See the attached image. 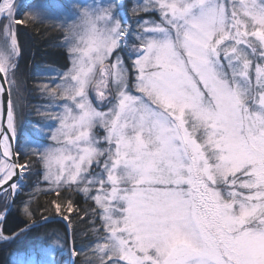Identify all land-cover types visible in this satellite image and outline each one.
I'll return each mask as SVG.
<instances>
[{
	"label": "snow or ice",
	"instance_id": "obj_1",
	"mask_svg": "<svg viewBox=\"0 0 264 264\" xmlns=\"http://www.w3.org/2000/svg\"><path fill=\"white\" fill-rule=\"evenodd\" d=\"M51 16L0 0V242L58 217L32 264H264V0H67L21 142L19 30Z\"/></svg>",
	"mask_w": 264,
	"mask_h": 264
},
{
	"label": "trees",
	"instance_id": "obj_2",
	"mask_svg": "<svg viewBox=\"0 0 264 264\" xmlns=\"http://www.w3.org/2000/svg\"><path fill=\"white\" fill-rule=\"evenodd\" d=\"M50 25L51 23L45 21L40 25L39 30L32 26L21 27L19 30L23 45V54L19 61V74L25 83V95L28 101H31L32 108L44 103V100L32 85L49 76L51 71L61 68L67 63L65 49L61 46L63 36ZM32 108H30V114L35 115L31 111ZM22 219L13 210L12 215L9 217L8 227L14 230ZM63 227V222L58 220L56 223L36 227L15 242L6 245L3 243L0 246V264H15V261L21 258L22 255L31 253L39 246L47 245L48 241L45 240V236L52 228L59 229L62 232Z\"/></svg>",
	"mask_w": 264,
	"mask_h": 264
},
{
	"label": "rangeland",
	"instance_id": "obj_3",
	"mask_svg": "<svg viewBox=\"0 0 264 264\" xmlns=\"http://www.w3.org/2000/svg\"><path fill=\"white\" fill-rule=\"evenodd\" d=\"M23 1L22 0H18V3L21 5ZM34 6L36 5L37 7H47L49 9V11L52 13V16L50 19H47L46 22L48 23H56V15L58 13V10H56L55 8H53L52 6H50L49 4H46L45 6H43L41 3H39L38 1H34ZM121 3H124L128 6V8L130 9L132 7V5L135 3V0H121ZM123 11V10H122ZM131 22V21H130ZM62 70L64 69V66L61 67ZM57 71V69L55 70V72ZM54 74L53 71H51L50 75ZM26 90V87H25ZM25 90L22 91V113H21V119H20V133H21V142L23 141L24 136L29 134V131L27 130L28 128L32 129L33 128V124L36 121V116L34 114H30V108H32L31 106V101L29 102L26 95H25ZM44 103H46V101H44ZM26 114V116L23 117V115ZM23 120V122H22ZM27 191V189H26ZM4 242H0V246L3 244ZM47 246V245H46ZM46 246H41L40 251L33 253V255H28V256H23L21 257L19 260L15 261V264H17L18 261L23 260L25 262V264H32L33 261H39L41 259V254H42V250L46 247ZM65 259H67V255L65 253Z\"/></svg>",
	"mask_w": 264,
	"mask_h": 264
},
{
	"label": "bare ground",
	"instance_id": "obj_4",
	"mask_svg": "<svg viewBox=\"0 0 264 264\" xmlns=\"http://www.w3.org/2000/svg\"><path fill=\"white\" fill-rule=\"evenodd\" d=\"M23 2L21 3V10L22 11H27L29 10V7H37L36 5L34 6V1H38L39 4L41 3L43 6H45L46 4H49L50 6H52L53 8H55L56 10L59 9V7L63 4H65L67 2V0H22Z\"/></svg>",
	"mask_w": 264,
	"mask_h": 264
},
{
	"label": "water",
	"instance_id": "obj_5",
	"mask_svg": "<svg viewBox=\"0 0 264 264\" xmlns=\"http://www.w3.org/2000/svg\"><path fill=\"white\" fill-rule=\"evenodd\" d=\"M57 219H59V218L57 217Z\"/></svg>",
	"mask_w": 264,
	"mask_h": 264
}]
</instances>
